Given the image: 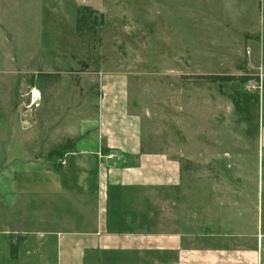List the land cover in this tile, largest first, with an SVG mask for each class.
<instances>
[{
    "label": "rangeland",
    "instance_id": "1",
    "mask_svg": "<svg viewBox=\"0 0 264 264\" xmlns=\"http://www.w3.org/2000/svg\"><path fill=\"white\" fill-rule=\"evenodd\" d=\"M82 13L91 14L89 28L77 34ZM92 75L123 78L129 111L150 112L148 127L181 155L185 188L192 185L198 205L206 172L237 170L245 220L264 222V0H0L1 148L3 141L29 149L31 124L48 111H93L88 96L98 83L85 80ZM225 123L238 143L221 139ZM208 129L213 148L203 146ZM194 136L202 147L188 146ZM71 141H62L66 150ZM219 155H238L239 163H215ZM9 241L13 258L18 241Z\"/></svg>",
    "mask_w": 264,
    "mask_h": 264
},
{
    "label": "crops",
    "instance_id": "2",
    "mask_svg": "<svg viewBox=\"0 0 264 264\" xmlns=\"http://www.w3.org/2000/svg\"><path fill=\"white\" fill-rule=\"evenodd\" d=\"M94 79L93 111H48L34 119L29 149L1 141L0 264H264V222L245 220L244 174L206 172L198 205L192 185L185 188L181 155L167 151L148 127L150 112L129 111L123 78ZM224 125L221 139L238 143L230 139L235 128ZM19 126L17 133L29 123ZM212 130L204 148L217 141ZM194 137L188 146L202 147ZM239 158L219 155L215 163L236 165ZM9 235L18 241L13 258Z\"/></svg>",
    "mask_w": 264,
    "mask_h": 264
},
{
    "label": "trees",
    "instance_id": "3",
    "mask_svg": "<svg viewBox=\"0 0 264 264\" xmlns=\"http://www.w3.org/2000/svg\"><path fill=\"white\" fill-rule=\"evenodd\" d=\"M90 18H91V14H90V15H87V14H83V13H82V14L79 15V18L77 19V21H76V25H75V31H76L77 34H80V33L84 32V29L89 28V27H88V22H89ZM95 18H96V17L94 16V17L91 19L93 23H94ZM48 76H51V75H48ZM236 102H237V101H235L234 103L237 104ZM238 111H241V106H240V108H239V105H238ZM71 144H72V141H71ZM70 148H71V147H70ZM70 148H68V149H70ZM60 150H62V151L66 150V149L64 148V145H62V146L60 147Z\"/></svg>",
    "mask_w": 264,
    "mask_h": 264
},
{
    "label": "bare ground",
    "instance_id": "4",
    "mask_svg": "<svg viewBox=\"0 0 264 264\" xmlns=\"http://www.w3.org/2000/svg\"><path fill=\"white\" fill-rule=\"evenodd\" d=\"M34 94H32V95H34V97L36 98V101L39 99L38 98V95H37V93L36 92H33Z\"/></svg>",
    "mask_w": 264,
    "mask_h": 264
},
{
    "label": "built area",
    "instance_id": "5",
    "mask_svg": "<svg viewBox=\"0 0 264 264\" xmlns=\"http://www.w3.org/2000/svg\"><path fill=\"white\" fill-rule=\"evenodd\" d=\"M115 157V156H114Z\"/></svg>",
    "mask_w": 264,
    "mask_h": 264
}]
</instances>
